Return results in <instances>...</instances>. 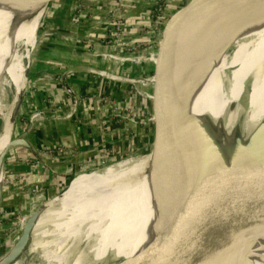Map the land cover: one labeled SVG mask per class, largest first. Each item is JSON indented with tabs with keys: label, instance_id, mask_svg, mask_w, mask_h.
<instances>
[{
	"label": "bare ground",
	"instance_id": "bare-ground-1",
	"mask_svg": "<svg viewBox=\"0 0 264 264\" xmlns=\"http://www.w3.org/2000/svg\"><path fill=\"white\" fill-rule=\"evenodd\" d=\"M237 1L240 4L239 13L203 22L190 21L181 36L177 80L182 87V102L190 118V138L202 148L206 142L205 128L209 124L208 120L213 132H219L222 127L225 133L235 130L234 123L241 121L237 114L242 96L246 98V110L249 113V122L242 121L244 134L256 131L264 121V0ZM12 2L13 0H0V86L8 87V94L11 96L10 102L0 107V188L3 184L1 158L4 150L10 145L13 113L25 90L24 72L27 62L31 60L29 51L31 53L38 43L37 28L46 8L44 0H15L11 4ZM249 72L251 73L242 79L241 76ZM240 78L242 80L236 85ZM233 85L236 86L230 92L229 89ZM192 96L196 98L194 110L191 105ZM155 157L152 152L137 159L136 169H143V177L147 175V178L154 182L150 187H153L152 191L165 192L168 190V183ZM136 172L137 170L129 173V177L122 174V179L114 184L109 193L111 199L108 198L105 203L96 231L81 253L75 257L39 254V264H80L83 256L91 254L95 259H101L108 250L116 251L119 256L124 257L123 259H137L149 245L158 248L164 258V264H264V226L256 231L255 241L247 254H237L206 244L162 245L160 241L167 234L174 232L171 228L178 219V215L166 213L161 218L152 219L153 208L161 204L165 206L166 200L162 192L160 198H150L151 193L147 199L145 197L146 200L135 206L131 220L128 223L129 219L121 222L122 226L117 229L118 232L112 233L114 236L110 235L113 236L112 243L107 244L110 237L105 233L115 230L121 218H125L126 205L123 204L127 199L126 193L134 189L139 182V179L135 178ZM214 177L209 173L207 178L213 180ZM77 191L76 188L66 194V197ZM54 209L47 215V220L42 222V226L50 222ZM140 212L144 215L140 220L144 221L141 224L143 236L138 238V235L131 232L130 236H124V241H120L121 232L125 235L129 228H137L139 222L135 217ZM102 229L104 233L98 236L97 233ZM182 236L188 238V235ZM79 240L81 241L78 242V247L82 242L81 238ZM100 242L103 243L98 245ZM36 252L27 251L20 260L15 258L9 262L7 259L4 264H28L33 261ZM29 255H33V259L30 260Z\"/></svg>",
	"mask_w": 264,
	"mask_h": 264
},
{
	"label": "water",
	"instance_id": "water-1",
	"mask_svg": "<svg viewBox=\"0 0 264 264\" xmlns=\"http://www.w3.org/2000/svg\"><path fill=\"white\" fill-rule=\"evenodd\" d=\"M56 1L58 0H44L43 3L47 8ZM239 9L237 0H185L181 7L167 18L158 32L145 66L144 79L140 81L145 91V154L142 157L155 153V159L159 162L168 183V190L160 193L158 190L152 191L153 187L146 186L150 195L152 193L150 198H160L163 193L166 200L164 207L161 204L153 208L151 216L156 219L163 217L165 213L178 215L171 228L174 232L163 237L160 241L162 245L206 244L237 254L248 253L255 241L256 231L264 226V123L251 138L246 151L239 154L232 163L220 160L215 163L206 154L205 149L196 145L190 138V118L182 102V87L177 80L178 49L186 25L190 21L203 22L236 14ZM29 70L28 65L24 72V86ZM66 88L70 90L67 86ZM23 94L13 113L10 134L13 133ZM24 135L10 141L1 158L2 166L10 148L28 145L23 139ZM209 173L215 176L213 180L207 178ZM142 174V171H137L135 178L142 180ZM1 192L2 188L0 199ZM143 216L142 212L136 214L135 220L137 218L139 225L137 228H129L125 235L121 232L120 241H124V236H130L131 232L138 235V238L143 236L141 224L144 221H140ZM30 231L31 224L27 222L21 234V241L25 244L29 241ZM182 235H188V238ZM110 254H113L116 260L113 264L165 262L158 248L149 245L137 259H123L124 257L119 256L116 251L108 250L101 259H95L94 255L89 254L83 256L79 263L105 264Z\"/></svg>",
	"mask_w": 264,
	"mask_h": 264
},
{
	"label": "crops",
	"instance_id": "crops-1",
	"mask_svg": "<svg viewBox=\"0 0 264 264\" xmlns=\"http://www.w3.org/2000/svg\"><path fill=\"white\" fill-rule=\"evenodd\" d=\"M72 1H61L63 7L60 9L58 2L53 5L51 22L46 27L50 31L46 29L48 33L44 34L42 47L34 55L35 59L38 58L32 61L33 67L26 86V98L30 101L26 107L27 119H18L20 127H14L13 130L16 136L25 134L23 139L28 145L16 149L15 154L8 155L6 161L8 175L12 177L14 173V182H17L12 189L17 188V191L19 186L28 188L43 181L39 184L43 188L41 192H45L42 194L52 195L70 177L69 172L81 169L85 164L90 166L108 147L115 155L121 154L122 147L119 144L124 139L135 138V131L124 128L123 122L115 121L116 116L111 113L120 111V105H135L133 101L136 100L131 96L138 93V85L111 81L88 70L137 79L140 71L144 73L145 65L123 63L106 56L125 51L118 49L117 44L115 48L107 45V42L110 43V34L117 36L108 27L107 13L111 9L107 6L108 2L106 6H101L102 0H76L73 6ZM115 1L118 3V0ZM131 3L132 0H120L117 5L129 8ZM85 5L89 8L85 9ZM92 13L96 16H92ZM139 20L140 17L138 20L131 18L130 21L135 24L137 33L143 34L149 22L144 18ZM154 38L155 34L142 47H146ZM86 39L93 40L90 43L94 45L87 44ZM103 41L107 42L96 45ZM66 86L78 99L77 106ZM106 99L115 103V110L113 106H108ZM108 108L113 111L107 112ZM36 113L38 117L31 121L32 115ZM11 198L20 201L16 191L9 192L10 201ZM60 233L66 232L62 230Z\"/></svg>",
	"mask_w": 264,
	"mask_h": 264
},
{
	"label": "rangeland",
	"instance_id": "rangeland-1",
	"mask_svg": "<svg viewBox=\"0 0 264 264\" xmlns=\"http://www.w3.org/2000/svg\"><path fill=\"white\" fill-rule=\"evenodd\" d=\"M14 1L15 0H13L11 4H13ZM59 1L63 2V0ZM59 1L48 5L45 9L37 29L38 43L34 48L32 54L28 50L29 54H31L29 55L31 56V60L27 62V66L29 65L30 67L26 81L27 87L30 73L33 67L32 61H36L38 58H34L35 52L39 50L40 47H42L41 45L43 44V42L41 41L44 40V34H47L50 31V28L46 27H48L51 22L50 18L54 12L52 7H54L53 5H55L57 2L59 5V9L63 7V3L61 2L60 4ZM184 1L185 0H132V3L128 6L129 8H126L123 5H117L120 0L117 1L118 3H116L115 0H102L101 6H106L107 2L110 4L107 5L108 7H111L110 11L107 13V19H113V22H108V27L111 30V33L114 32L117 34V36L113 37L114 35L108 33L111 35L110 43H108L107 41H103L96 45H100L104 42H107V45L115 48L117 43V46L119 47L118 49L122 48L125 50V44L132 43L136 46V48L139 47L140 49V47L142 48L143 43L146 44L148 38L150 41L151 37L155 34L156 31L154 29H156V26L160 28L165 19L170 16L174 11H176L177 6ZM72 2L74 6L76 4V0H73ZM111 3L113 5H111ZM125 5L127 6V3ZM78 6L80 5L78 4ZM157 7H161V12L159 10L160 14L155 13ZM88 8L89 7L87 6L85 9ZM226 11H228V9ZM91 15L94 17L96 16L93 13ZM139 17L140 20L144 18V20H147L146 22H149V25H146L145 30L142 31L143 34H138L137 30H135V24L130 21L131 18L138 20ZM115 22H117L116 30L113 27ZM46 29H48V32L46 31ZM215 32L216 30H214V35ZM245 34L246 33H244V35ZM116 37L117 39H115ZM119 39L121 40L118 41ZM85 41L87 44L94 45L93 43H90L93 40L86 39ZM140 52L141 51H139V53ZM250 73L251 72L242 75V79L247 77ZM144 74L145 68L144 73L142 72L141 74L140 72V76L137 79H144ZM242 79L240 78L236 82V85ZM136 84L138 85L136 88L138 90V93L134 94V96L131 97L134 100L140 102L141 105L138 104L137 107L135 105H124L121 107L120 105V111L116 110V112L114 111L113 113H111V111L113 110H109L110 108H108L107 112H110L112 115L116 116L115 121H119L117 114H122L125 116L128 111H130V109L132 108L137 111V113H135V121L140 123L143 122V105L141 101H143L144 87L140 83ZM236 85L231 86L229 91L231 92ZM26 86L22 97L21 105L16 113L13 128L16 127L17 129H19L20 126L16 121H18V119H20L21 117L27 119L26 113H28V109L26 107L27 105H29L28 103L30 101H27L26 98ZM246 89L247 86L245 90ZM9 91L10 89L8 87L4 88L0 86V107L10 102L11 96H9L8 94ZM195 99L196 98L192 96V110H194L196 106ZM106 101L108 102V106H113V109H116L117 106L114 105L115 103H113L112 100L106 99ZM246 106V98L242 96L241 101L239 102V110L237 114V117H239L238 119L241 121H238V123L235 122V130H231L229 133H225L226 131L223 129L224 127H222L219 132L217 131V133L213 132V130L209 127L210 121L208 120L209 124L208 126L206 125L205 128L207 134H205L206 142L204 144V149L206 154H208L210 159L213 160L215 163L217 162V160L223 161L225 163H232L237 156H240L239 154L246 151V147L250 142L251 138L254 136L255 132L259 129V127L264 123L263 121L256 131H252L245 135L244 131L242 130V121L244 120L247 121V123L249 122V113L246 110ZM127 121L122 120L123 127L132 128L136 134L135 138L124 139L123 142H121L122 144H119V146L122 147L121 154L115 155L114 152L110 149V147H108V150L102 152L100 154V158L95 159L93 162H91L90 166L85 164V166L81 169H77L74 172H69L70 177H68L64 185L59 187L57 189V192L52 193V195L47 194V196H45L44 194H42L45 192H41L43 188L39 184L44 183L43 181H41L39 184L37 183L38 185H31L28 188L25 186H19L18 191L17 188L12 189L14 183L17 182H14L16 181L14 180L15 178H13V176H15L14 173H11L12 177L11 175H8L6 171V161L10 155L15 154L16 149L21 148L24 145H19L17 147L10 148V150L5 155L2 166L3 184L0 199V264H4L7 259L9 260V262L10 259L15 258L20 260L23 254L27 253V251H37L34 259L33 255H29V259H33V261L29 262L28 264H39V254L46 253L47 256L55 257H65L69 255L75 257L84 250V248L88 244L90 237L93 236V234L95 233L98 222L101 220L102 212L104 211L103 209L106 201L108 200V198L111 199V194L109 193H111L110 191L114 184H116L122 179V174L129 177V173H132L136 170L143 171V169H136L138 165V162L136 160L141 158L142 155L145 154L143 147V125H137V128L136 125L134 126L129 121ZM19 137L20 136H16L14 133H12L11 141L18 139ZM151 182L152 181H150L146 175L143 177L142 180H139L134 189H131L126 193L127 199L126 202H124L123 204V206L126 205L125 218H121L120 223L115 230L110 232L108 231L105 233V235H108V238L112 233L115 234V232H118L117 229L122 226L121 222L129 219L127 221L128 223L133 217L132 209L135 206L141 204L145 197L146 199L148 198V195L150 194L149 191L148 194L146 193L145 195L144 191L146 190V186L151 187V185L154 184V182ZM74 187H76L78 191L66 197L67 192L73 190ZM76 188H74V190ZM11 191H16L18 193L20 201L16 202L17 200L13 198H11L12 201H10L9 192L11 193ZM59 199H61V201H59ZM52 209H54V211L51 215L50 222L42 226V222H45L47 220V215L51 212ZM27 222H31L32 224L30 238L28 243L23 245V241H21V234ZM57 223L63 224L61 226H57ZM62 230L66 233L61 234L60 232H62ZM103 233L104 229L98 232L97 235L100 236ZM113 236H111L110 239L106 242L107 244L112 243ZM80 238L82 239V242L80 244V247H78V242L81 241L79 240ZM102 243L100 242L98 245ZM115 262L116 260L114 259L113 254H110L107 258V261H105L104 263L113 264Z\"/></svg>",
	"mask_w": 264,
	"mask_h": 264
},
{
	"label": "built area",
	"instance_id": "built-area-1",
	"mask_svg": "<svg viewBox=\"0 0 264 264\" xmlns=\"http://www.w3.org/2000/svg\"><path fill=\"white\" fill-rule=\"evenodd\" d=\"M158 5H159V3H158ZM160 8L157 7L156 14H158V13L160 14V12H161V9ZM159 10H160V12H159ZM167 18L165 19V21L167 20ZM165 21L163 22V24L165 23ZM107 22L112 23L113 22V19H109ZM163 24L161 25V27L163 26ZM115 27L117 28V22L114 23V29L116 30ZM161 27L158 28L156 26V29H154L156 31L155 32V40H156L157 34L160 31ZM120 40L121 39H119L118 41H120ZM155 40H153L152 42H150L146 47H142V48L140 47V49H139V47L136 48V46L133 45L132 43L125 44V51H123L124 53H118V55L106 54V56L109 57V59H113V60H116V61H119V62L120 61L123 62V63L124 62H130V63L131 62H137V63L143 64V65L146 66L147 61L149 59L150 51L152 49V46H153V43H154ZM139 51H141V52L139 53ZM103 56H105V54ZM88 72H90L91 74H94V75H96L98 77H103V78L108 79V80H111V81L131 83L133 85H136V83L142 84L140 82L142 79H127L125 77H118V76L111 75V74H108L106 72L99 71V70H90L89 69ZM137 92H138V90H137ZM69 93L74 97L75 104L77 106V103H79L78 102V99L76 98V96L70 90H69ZM144 95H145V91H144ZM143 100H144V96H143ZM75 109H76V107H75ZM135 112L136 111L134 109H132V110L128 111V113L125 116L122 115V114H117V117L119 118V121H122V120H126L127 121L128 120L134 126L135 125L142 126L143 125V122L140 123V122H136L135 121V118H136L135 115H134ZM38 115L39 114H37V113L36 114H33L32 117H31V121H33L36 117H38Z\"/></svg>",
	"mask_w": 264,
	"mask_h": 264
},
{
	"label": "trees",
	"instance_id": "trees-1",
	"mask_svg": "<svg viewBox=\"0 0 264 264\" xmlns=\"http://www.w3.org/2000/svg\"><path fill=\"white\" fill-rule=\"evenodd\" d=\"M181 5H182V3L180 4V5H178L177 6V8L176 9H178V8H180L181 7ZM158 8H160V7H158ZM141 72V71H140ZM142 74V73H141ZM139 75H140V73H139ZM134 76V75H133ZM134 102V104L136 105V106H138V104H140V102H138L137 100L136 101H133ZM141 103H142V105L144 104V102L143 101H141ZM141 105V104H140ZM139 105V106H140ZM142 108H143V106H142ZM17 122V121H16ZM71 192V191H70Z\"/></svg>",
	"mask_w": 264,
	"mask_h": 264
}]
</instances>
